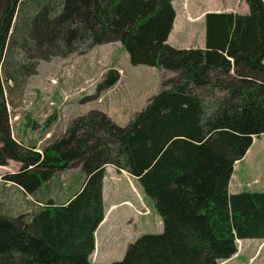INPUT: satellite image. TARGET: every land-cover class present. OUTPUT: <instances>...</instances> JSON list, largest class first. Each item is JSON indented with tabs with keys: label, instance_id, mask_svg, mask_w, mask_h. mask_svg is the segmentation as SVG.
Here are the masks:
<instances>
[{
	"label": "trees",
	"instance_id": "obj_1",
	"mask_svg": "<svg viewBox=\"0 0 264 264\" xmlns=\"http://www.w3.org/2000/svg\"><path fill=\"white\" fill-rule=\"evenodd\" d=\"M173 1L0 0V60L12 45L48 60L119 41L133 65L176 74L126 125L93 110L42 148L12 136L0 102V165L21 164L2 177L35 205L0 213V264H220L237 239L264 238V191L229 192L235 162L264 133V0H245L246 14L207 12L206 48L168 43ZM119 79L111 67L97 90ZM75 164L81 186L57 202L50 183ZM108 164L139 180L164 229L129 243L121 260L95 263Z\"/></svg>",
	"mask_w": 264,
	"mask_h": 264
},
{
	"label": "rangeland",
	"instance_id": "obj_2",
	"mask_svg": "<svg viewBox=\"0 0 264 264\" xmlns=\"http://www.w3.org/2000/svg\"><path fill=\"white\" fill-rule=\"evenodd\" d=\"M193 2L203 12L226 8L225 4L229 2H236L235 7L239 6L235 9L236 12H249L245 0L242 4L241 0ZM200 36L198 27L190 28V31H179L173 41L175 47L184 48L190 43L199 44ZM76 47L77 50L70 55L54 56L48 60L37 58L35 51L25 50L19 45H12L7 55L4 53L0 60V102L6 104L12 136L19 142L25 145L37 144L42 148L48 140L65 135L67 128L75 120L93 110H101L116 123L126 125L147 104L150 97L162 88V83L176 75L173 71L156 66L133 65L128 52L119 41L95 45L92 48L85 44ZM35 65L37 69L34 72L31 67L35 68ZM111 67L119 69L120 79L110 88L97 90L98 84ZM263 155L264 133L256 137L237 165L236 172L245 182L249 179L247 167L256 164ZM20 165L13 160L8 165H0L1 214L17 215L35 207L29 196L2 177L6 173L18 171ZM115 172L120 174L116 170ZM84 176L81 166L75 164L55 176L47 191L48 195L57 202L67 200L80 188ZM108 176L111 178L110 174ZM78 177H81L80 181ZM128 177L129 174H121L112 183L115 188L113 195L109 183L107 199L114 197L118 201L119 206H115H118L120 214L115 218L114 225L108 229L109 233L105 234L102 229L106 223L97 231L98 242L100 239L105 240V246L103 245L100 255L98 252L93 255L95 263L121 260L129 243L143 234L161 233L164 229L162 217L157 212L154 201L144 193L139 180L134 182L138 188L136 190ZM254 188L249 186V189ZM135 197L139 198L136 200L140 201L141 207L133 201ZM131 208H134L136 214L123 213ZM148 211H151L150 215L142 216ZM109 240H112L111 245ZM226 264L243 263L228 260Z\"/></svg>",
	"mask_w": 264,
	"mask_h": 264
},
{
	"label": "crops",
	"instance_id": "obj_3",
	"mask_svg": "<svg viewBox=\"0 0 264 264\" xmlns=\"http://www.w3.org/2000/svg\"><path fill=\"white\" fill-rule=\"evenodd\" d=\"M242 3H243V0H241V4ZM173 4L176 9V18H175L173 29L168 37V43H170L173 46H176L173 40L176 39L175 37L177 33L181 30L182 32H186L187 30L190 31V28L198 27L199 34L201 33L199 44L190 43L184 46V48H206V26H203V22H205V14L207 12H225V11L226 12H236L235 9L239 7V6L235 7L236 2L235 4H231L229 2L228 4H225L226 8L219 9V10L212 9L210 11L203 12L197 9L199 7L193 2V0H174ZM197 37L198 35H196L195 38L197 39ZM256 137L258 136H253V141L256 139ZM239 164L240 162L239 160H237L235 162L234 172L230 180L229 192L232 194L239 193L243 190L249 189V186L255 187L254 189H249V190L264 191V155L256 164H253L252 166L247 167V173L249 175V179L246 182L236 172L237 165ZM106 169H107V174L104 178V185H103V198H104L106 214H105L104 220L101 222V224L99 225L95 233L96 235L95 251L91 255V260L93 262H95V259H93V255L97 254V252L98 254L99 253L101 254L102 247L103 245L105 246V240L103 241L102 239H100L98 242L97 231L100 230L101 227L106 223V226L102 228L104 230V233L106 234L108 232V229H110V227L114 225L115 218L120 214L118 210V206H119L118 201L115 200L114 197L107 199V193L109 191V187H108L109 183L111 184V189H112L111 195H113V191L115 188L113 187L112 183H114V181H117L120 178L121 174H125V175L129 174L128 179L130 180L131 184H133V187L136 190H138V188L134 184V182L138 179L135 176L131 175L129 172L125 170L120 171L114 165H111V164H108L106 166ZM115 170L118 171L120 174L116 173ZM108 174H110L111 178H109ZM136 199L139 200L138 197H135L133 201H135L137 206L141 207L140 201L138 202ZM117 204L118 206L116 207L115 205ZM123 213H125V215H129L130 213L131 214L135 213L134 208H131L130 210H125ZM150 214H151V211H148L142 216H147ZM260 241H263V242H260ZM240 242H242V246L240 245L238 252L233 257L229 258L228 260L236 261L237 263H243V264H246L250 260V263L252 264H264L263 262L264 260V238H243V239H240ZM108 243L109 245H111L112 240H109ZM257 248L258 250H256ZM242 254H244V256ZM250 263H247V264H250Z\"/></svg>",
	"mask_w": 264,
	"mask_h": 264
},
{
	"label": "built area",
	"instance_id": "obj_4",
	"mask_svg": "<svg viewBox=\"0 0 264 264\" xmlns=\"http://www.w3.org/2000/svg\"><path fill=\"white\" fill-rule=\"evenodd\" d=\"M223 264H225V262H223Z\"/></svg>",
	"mask_w": 264,
	"mask_h": 264
}]
</instances>
